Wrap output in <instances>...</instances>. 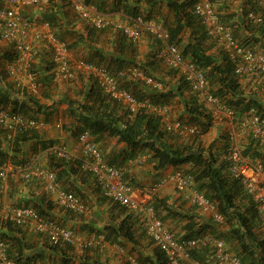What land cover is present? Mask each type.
<instances>
[{
    "label": "built area",
    "instance_id": "obj_1",
    "mask_svg": "<svg viewBox=\"0 0 264 264\" xmlns=\"http://www.w3.org/2000/svg\"><path fill=\"white\" fill-rule=\"evenodd\" d=\"M75 12L88 24L97 29L113 27L121 30L133 41L141 40L148 34L158 42V55L169 67L181 74L195 93L200 102L221 111L228 120L227 158L229 172L233 178L239 179L245 190L253 197L260 210L264 226V166L259 159L253 160L246 155L240 141L238 124L235 120V110L221 102L210 90V81L205 72L194 62L184 58L181 48L170 41V31L155 18L146 19L123 16L119 19L111 14L102 13L85 0H69ZM42 0H1L0 8V38L11 43L17 52V57L8 64V72L15 87L20 92L38 94L40 82L34 67L35 60L41 57L43 50L51 53L52 74L55 81H71L82 76L94 79L102 92L121 102L131 112L145 109L161 118L167 130L177 132L183 137L193 135L195 128L173 116L171 107L149 100H140L131 91L121 86L117 76L106 67L83 59H73L67 42L59 39L48 21L25 16L24 12L39 5ZM264 7V0H259ZM194 11L200 17L208 35L230 55L240 75L264 74V52L243 46L235 37L232 27L223 23L220 13L213 0H196ZM247 18L253 22L263 21V15L253 10L247 13ZM129 72L134 78H139L157 90H162L164 84L152 75L146 74L139 67H131ZM248 124L256 139L264 144V116L255 107L249 111ZM43 122L34 116H28L22 111L0 107V130L8 140H13L20 133L38 130ZM62 126L61 123L58 124ZM78 144L81 168L95 176L103 195L138 215L141 226L152 239L154 245L164 253L168 264H243L241 257L230 250L226 242L213 235H196L190 238H180L172 231L165 221L158 216L153 203L148 199H138L139 191L123 178V173L116 165L108 163L89 130L79 134ZM53 152L60 158L73 156L67 145L53 147ZM150 153L138 155L131 163L142 164ZM74 157V156H73ZM11 175L19 178L34 179L42 182L46 189L54 194L58 204L76 213L90 212L89 206L74 191L64 187L58 180L54 170L43 167L39 156H31L26 163L14 164L5 162L0 165V216L5 221L24 228H32L44 235L53 246L65 243L79 244L82 247H101L106 244L103 235L89 237L80 242L75 231L59 224L56 220L43 216L34 207L28 205L3 206L4 186ZM167 183L183 193L188 200L197 206L200 213L212 218L217 223H224L225 216L220 213L217 205L204 193L195 188L194 177L182 169L168 173L152 188L156 189ZM118 255L128 264H142L138 256L125 247L115 245ZM199 248H210L211 259L199 260L193 252ZM0 264H22L9 256L6 241L0 239Z\"/></svg>",
    "mask_w": 264,
    "mask_h": 264
},
{
    "label": "trees",
    "instance_id": "obj_2",
    "mask_svg": "<svg viewBox=\"0 0 264 264\" xmlns=\"http://www.w3.org/2000/svg\"><path fill=\"white\" fill-rule=\"evenodd\" d=\"M91 1L85 0L87 4L94 6L90 3ZM133 1L136 3L142 1L145 4L144 10L140 6H131L128 4L118 9L127 16L136 17L141 15L146 19L155 18L168 28L171 43L181 48L185 59L194 62L205 72L210 81L212 94L221 102L235 110V120L238 124L240 141L244 137L249 140L246 146V142L241 141L245 154L253 160H261L264 166V144L255 138L248 124L249 111L252 107H255L258 113L264 116V74L253 73L240 75L236 72V65L230 58V55L208 35L200 17L195 13L194 4L196 0ZM213 1L215 2L216 0ZM1 6L2 3L0 0V8ZM98 6L94 7L102 13H107L101 11V5ZM115 9L117 10V7ZM255 10L256 12L262 13L263 21L256 23L247 20L244 22L245 30L252 34L247 38H244L239 34V31L227 23L222 15L221 20L223 23L232 27L235 37L243 46L264 52V9L257 8ZM24 15L29 16L25 12ZM57 18L55 11L50 10L44 13L41 20L48 21L57 37L67 42L71 49L76 42L80 41L69 43L65 35L60 30H56L59 24ZM91 27L88 35L91 34V37H93V29L97 28ZM98 30L105 31L107 28ZM116 30L120 32L123 42L128 43V47H131L133 52H135L140 40L133 41L121 30ZM81 36L79 39L85 42V36ZM151 38L153 37L151 36ZM153 39L157 42L155 38ZM12 48L13 50L11 49L8 55L9 62H13L18 55L13 45ZM48 53L50 52L43 50L41 56ZM103 53V51L96 49L90 55V58H88L89 60L86 61L106 67L112 74L118 77L122 87L131 91L140 100H149L155 103L169 105L170 107L175 103L173 100L179 101L182 109L181 113L175 107H171L176 110L175 117L193 126L196 132L193 135H188L191 136L190 138H185L177 132L167 130L161 118L156 114L150 113L145 109H140L136 113L131 112L121 102L102 92L94 79L89 76H85L91 81V86L85 92L87 99L84 102L77 103L76 109L71 108L72 114H74L73 117L76 120L71 127L66 128L75 129L74 132L78 129L80 133L89 130L99 145L105 160L119 167L123 173V178L131 185L133 184L124 176L123 164L144 165L147 161L142 164L131 163V160L140 154L145 155L150 153L151 156L147 160H150L151 165L156 170H163L169 166H173L176 169H182L185 173L192 175L194 177L195 188L204 193L217 205L220 213L225 216V222L217 223L208 217L203 224L199 225L197 221L195 222V217L191 216V221L188 224L189 233L180 238H190L196 235H213L223 239L227 247L241 257L243 264H264V226L261 221L260 210L253 197L245 190L243 183L239 179L233 178L229 172V160L227 158L228 130L225 134L222 131H217L218 137L209 144L204 139V135H210V132L219 121L213 112L214 108L197 99L182 75L179 76L178 83L175 85H172V81H165L164 79L158 78L154 73V67L156 69V65L153 67V64L156 63L155 60L162 62V59L158 58L156 54L152 55V59H148L149 61L147 60L145 62L132 58L118 57L116 59L112 58L107 63L105 60L106 56L104 57ZM131 67H139L146 74L161 80L164 84L163 89L157 90L141 79L134 78L129 72ZM175 74L178 75L176 70ZM247 77L252 78L251 81L256 78L258 86H251L248 89V85H245L244 82V79ZM247 90L249 91L247 92ZM188 93H190L189 97ZM68 98L66 96L62 97L61 101L68 102L70 107L71 105L74 106L76 102ZM10 101L8 91L2 89L0 78V107L8 108L11 104ZM12 101V103L17 102L16 99ZM173 105L176 106L175 104ZM18 107L19 105L16 104L11 110L22 111ZM224 117L226 116L224 115ZM38 135L36 131L18 134L11 143L13 147V153L11 154L3 150L1 148L2 143H0V165L5 162L14 164L26 163L31 156L38 155L37 147H34L33 149L35 151L30 155L24 157V159L19 158L23 154L21 143L34 139ZM104 135L117 138L119 142L124 143L125 147L121 154L123 164L106 158L100 144L101 138ZM216 142H219L220 146ZM39 143L41 144V149L56 146L54 140L49 141L43 139ZM55 158H51L50 160V164L55 168H45L54 170L58 180L63 182L56 169L60 167L64 170L66 168L64 166L67 165L68 161L72 163L73 158H60L57 155ZM75 160L76 162L70 165V173L81 174L87 179L91 178L96 180L92 173L81 168L80 160ZM41 202L36 203L33 207L41 215L50 217L47 210V206L49 207L50 204H42ZM118 205L122 206L120 204ZM124 224L122 221L120 226L107 225L105 230H99V234H104V237L113 243L117 242V239L121 235L127 241L135 243L130 229ZM22 229V226L5 221L0 216V239L6 241L9 256L22 264H32L34 260H31L29 256H23L25 247L21 245L22 240L17 235ZM116 245L125 247L119 241ZM51 247L58 248L60 246L51 245ZM210 254V248H199L193 252V256L202 261L211 259ZM156 258L157 263L150 260L149 264H168L164 253L159 249L156 251Z\"/></svg>",
    "mask_w": 264,
    "mask_h": 264
},
{
    "label": "crops",
    "instance_id": "obj_3",
    "mask_svg": "<svg viewBox=\"0 0 264 264\" xmlns=\"http://www.w3.org/2000/svg\"><path fill=\"white\" fill-rule=\"evenodd\" d=\"M90 3L96 7L101 5V11L113 15L117 19L125 16L118 9L121 6L124 7L127 4L140 6L143 10L145 7L142 1L136 3L133 0H92ZM258 3L259 0H216L215 6L226 22L232 25L235 30L239 31V34L244 38H247L252 34L245 30L244 22L247 21L246 13L249 10L260 8ZM116 7L117 10H114ZM50 10L55 11L58 17L57 19L59 20L56 30H60L69 43L80 41L76 42L70 49L73 59L85 58L84 60H89L88 58H90V55L96 49L104 52L103 55L104 57L106 56L105 60L107 63L112 58L116 59L118 57L132 58L145 62L148 59H152V55H158V44L148 34L141 38L139 44L136 46L135 52H133L131 47H128V43L123 42L120 32L113 27H109L105 31L93 29L94 34L91 37V34L88 35V32L92 27L75 12L69 0H42L39 5L28 8L25 14L41 20L44 13ZM81 35L85 36V42L79 39L82 37ZM6 42L8 41L0 39L1 86L3 90L8 91L11 99V104L7 109H11L17 104L22 112L28 116L37 117L43 122V125L38 130L33 131L39 134L38 137L21 143L23 154L19 158L24 159V157H27L35 151L33 149L34 147H37L40 164L43 167L55 168L50 164L51 158L54 159L56 156L53 152V146L41 149L39 142L47 139L49 141L54 140L56 146L67 145L71 154L74 156H70L73 158V162L70 163L67 160L68 163L64 166L66 168L62 170L58 167L56 171L63 181L61 182L62 185L77 192L89 206L90 212L86 214L73 213L60 206L54 194L49 192L42 182L34 179L19 178L16 175H11L4 186V207L9 205H28L33 207L41 201L42 204L46 203L48 205L49 203L51 205L49 207L47 206L49 218L76 231L78 241L80 242L97 235L105 236L104 234H99V230H105L107 225L120 226V223L123 221L125 223L124 225L130 229L132 238L135 241V243L129 242L121 235L115 243L105 238L106 244L101 247L87 248L79 244L72 245L65 243L58 248H53L44 235L32 228L22 227V231L17 235L22 240L21 245L25 247L23 256H29L31 260H34L32 264H128L125 259L118 255L117 250L114 249L119 241L125 245L128 251L134 252L141 263L149 264L150 260L157 263L156 251L158 249L145 232V229L141 226L137 213L124 206H119L106 198L96 180L91 178L87 179L81 174L70 173V165L76 162L75 159L81 153L78 144V134L80 131L78 132V129H76V132H74L75 129H68L66 127H71L76 120L73 117L74 114H72L71 108L76 109L77 103L84 102L87 99L85 92L91 86V81L85 76H82V79L78 77L71 81H55L52 74L51 53H48L43 54L39 59L35 60L34 67L37 78L40 81L39 93L32 94L28 90L25 91L26 94L20 91H13L11 88L13 80L11 77H8V64L11 63L8 60V55L10 53L9 51L11 49L13 50V48L12 45L8 44L9 42ZM3 45H7V47L5 48ZM155 62L153 64V67L156 65V69L154 67L155 75L158 74L165 81H172V85L178 83L180 74H175V70L166 63L159 60H155ZM251 79L250 77L244 79L245 85H248V89L251 86H258L257 79L254 78L252 81ZM65 96L76 102V104L74 103V106L71 105L70 107L68 102H62L61 98ZM15 99L17 102L12 103V100ZM173 101L175 103L178 102L177 100ZM173 104L172 106L174 108L175 106ZM173 108L171 110L173 116H175L176 111L173 112ZM178 110L180 113L182 112L181 107ZM213 112L219 121L211 131V135L208 136L211 139L210 142L218 137L217 131L219 129L221 131L224 129V122H222L224 113L216 109ZM59 123L62 126H59ZM12 141L8 140L5 137V133L0 130L1 148L9 154L13 153ZM248 141L244 137L243 142H246L245 146L249 143ZM216 143L220 146L219 142ZM100 144L107 159L110 158L112 161L120 164L124 163L121 158L125 147L123 142H119L117 138L110 137L109 135H104L101 138ZM146 161L142 166L128 163L123 164L125 178L139 191L137 198H145L150 203H154L158 216L165 221L166 225L178 237L189 233L188 224L191 221V216L195 217V222L197 221L199 225L203 224L208 217H204L197 206L188 200L183 193L178 191L172 183H167L156 189H152L155 182H158L176 168L169 166L163 170H156L151 165L150 160Z\"/></svg>",
    "mask_w": 264,
    "mask_h": 264
},
{
    "label": "rangeland",
    "instance_id": "obj_4",
    "mask_svg": "<svg viewBox=\"0 0 264 264\" xmlns=\"http://www.w3.org/2000/svg\"><path fill=\"white\" fill-rule=\"evenodd\" d=\"M34 12V11H33ZM30 16V15H29ZM6 43H8V42H6ZM8 44H11V43H8ZM3 47H7V45H3ZM9 47H10V45H9ZM162 62H163V60H162ZM163 63H165V62H163ZM8 75V74H7ZM158 78H160V79H162V77H160V76H158V74L156 75ZM8 77H10V75H8ZM11 88H12V90L13 91H19L16 87H15V84H14V82H12V84H11ZM189 95H190V93H188V97H189ZM176 106H175V109H179V107H181V105H180V102L178 101L177 103H174ZM175 109H173V112L174 111H176ZM223 122H224V124H225V126H224V129H222V133H226V131L228 130V125H227V122H228V120H227V118L226 117H224L223 119ZM213 130V129H212ZM217 130V129H216ZM218 131H221L220 129L218 130ZM216 133V132H215ZM246 134V133H245ZM210 135H211V132H210ZM209 135L207 134V135H204V139L206 140V142L207 143H210V141H211V139L208 137ZM191 136H187V137H185V138H190ZM242 142H243V140H241ZM75 233H76V231H75ZM77 234V233H76ZM114 249H116L115 247H114ZM117 250V249H116ZM117 254V253H116Z\"/></svg>",
    "mask_w": 264,
    "mask_h": 264
},
{
    "label": "clouds",
    "instance_id": "obj_5",
    "mask_svg": "<svg viewBox=\"0 0 264 264\" xmlns=\"http://www.w3.org/2000/svg\"><path fill=\"white\" fill-rule=\"evenodd\" d=\"M215 3V2H214ZM259 4V7H260V9H264V7H262L261 5H260V3H258ZM249 11H251V10H249ZM249 11H247V13L249 12ZM253 11H255L256 12V10H253ZM220 13V12H219ZM247 13H246V17H247ZM258 13H261V12H258ZM262 14V13H261ZM220 16H221V14H220ZM247 20H249L248 18H246ZM251 21V20H250ZM253 22V21H252ZM164 62V61H163ZM175 70V69H174ZM176 73H178L179 74V72L176 70ZM181 75V74H180ZM195 94V93H194ZM26 114V113H25ZM4 206V205H3Z\"/></svg>",
    "mask_w": 264,
    "mask_h": 264
}]
</instances>
